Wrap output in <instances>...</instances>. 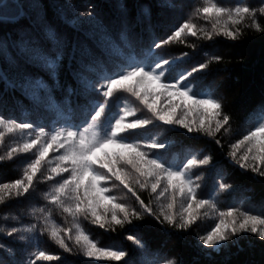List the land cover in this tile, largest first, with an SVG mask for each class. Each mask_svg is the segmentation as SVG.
Returning <instances> with one entry per match:
<instances>
[{
    "label": "snow or ice",
    "instance_id": "obj_1",
    "mask_svg": "<svg viewBox=\"0 0 264 264\" xmlns=\"http://www.w3.org/2000/svg\"><path fill=\"white\" fill-rule=\"evenodd\" d=\"M174 7L179 10L183 5L178 3ZM202 10L205 16L214 14L216 17L226 12L225 8L215 5L211 8L204 7ZM59 11L63 12L62 9ZM257 12L264 15V7L255 10L247 6L236 7L235 18L231 19V23L238 24L246 16L255 21ZM227 14L230 18L233 15L231 11ZM81 15L88 19L80 21L77 18L69 21L77 28L78 34L68 36L52 31L42 4L39 3L37 9L33 7L32 0H28L27 5L21 0H0V27L11 29L5 36L0 37V58L8 63V72L0 69V78H3L14 91L29 97L37 109L43 106L54 110L58 117V127L49 132H46L43 126L34 125L32 122L13 123L0 119V126H5L9 130L19 129L22 132L35 133L31 140L7 153L9 160L12 159L13 152L28 153L34 148L37 150L33 154L35 158L25 169L24 179L3 184L0 193L13 189L17 196L29 194L30 189L34 192L35 189L32 187L34 177L43 166L49 151L63 149V154L56 157L57 164L50 169L48 176L50 180L54 178L53 174L61 177L56 181V187L49 196L52 205H58L74 218L79 214L91 215L101 228L105 227L104 221L107 220L105 213L110 211V223L113 225L135 226L151 218L155 224L160 226L167 224L181 233L194 232L193 226L196 225L198 210L208 204V201L195 198L193 181L187 173L197 165L208 166L211 170L215 159L205 155L199 160L187 159L186 162H182V166L165 165L151 157L153 152L166 149L165 144L128 143L124 142L122 134L146 128L154 122L167 126L179 125L189 134L206 132L212 135L213 132H220L222 128L230 126L233 114L224 112L221 98L210 89L201 94L194 92L190 86L192 82L189 78L207 69V65L200 64L181 75L179 79L168 81L165 73L174 60L163 57L153 59V55L156 54L153 49H161L184 32L195 36V26L187 21L174 26L169 29V35L159 42L153 41L148 45L147 53H144L138 50L139 45H128L127 48L121 46L113 38L111 28L104 22L99 12L89 8ZM113 23L124 30H129L130 22L126 14H121ZM255 26L258 32L264 34V28ZM213 27L216 29V25ZM221 34L233 41L238 35L234 31L225 29L221 33L216 29L215 35ZM207 39L212 40L213 34L208 33ZM61 67L70 74L72 81L67 87L68 98L64 102V107L53 102L52 89L33 71H50L52 78L55 79L57 70ZM8 73H11V77ZM119 91L136 97L151 117L138 118L135 111L124 108L122 114L109 125L107 136L104 138V134L101 135L96 129L105 113L107 103ZM160 96H166L168 105L165 109L158 110L155 101ZM98 97L101 99L98 100ZM177 109L181 113L179 117L176 116ZM77 110L84 116L80 124L75 123L74 114ZM192 113L197 114L200 119L189 123L187 117ZM37 127L38 132L35 131ZM213 139L215 144H221L219 139L215 137ZM241 145L247 147V152L252 154L250 169L249 163L242 162L249 161L247 154L239 158L236 156V150ZM230 156L240 169L251 170L264 178V168L259 167L260 164H264V123L248 130L243 139L233 143ZM3 160L4 157H0V161ZM98 169H103L104 172L101 173ZM62 173L68 175L64 177L61 176ZM108 181L118 182L127 190L131 198H134L136 207L128 208L120 203H113L115 197L106 195L110 192L107 187ZM136 185L142 188L150 186L151 192L157 197L170 193L172 202L167 205L169 209L173 207L178 196L183 198V204L186 205L184 212L176 219L168 211L159 213L154 211L151 205L141 198ZM219 187L223 190L230 186L221 183ZM158 188L161 191L158 192ZM68 201L71 203H67ZM106 204L110 205V208L106 207ZM101 207H105V213L98 211ZM220 217V222L211 231L206 235L197 236L199 243L193 247L200 256L212 258L226 248L237 245L239 243L237 237L244 239L243 234L257 237L264 246V218L244 215L243 219L238 221L233 211L221 212ZM20 231L21 229L15 226L0 229V233L11 238L0 242V264H26L24 254L29 251L32 240L39 237L35 233L32 237L18 235ZM52 237L62 248L70 251L63 237L56 231L52 232ZM127 239L139 246L142 255L153 257L151 260L146 259L144 264H187L182 262L179 253L169 258L166 251L153 250L133 235H128ZM175 239L187 242L185 235H176ZM75 242L83 249L86 257L95 256L99 259L105 256L117 261L123 258L124 264L125 262L137 264L130 251L98 248L82 232L76 235ZM32 255L40 260L58 259L46 255L43 251H37Z\"/></svg>",
    "mask_w": 264,
    "mask_h": 264
},
{
    "label": "trees",
    "instance_id": "obj_2",
    "mask_svg": "<svg viewBox=\"0 0 264 264\" xmlns=\"http://www.w3.org/2000/svg\"><path fill=\"white\" fill-rule=\"evenodd\" d=\"M21 2L27 5L28 0H21ZM234 2V5L226 6L218 0H32L34 8L38 9L39 3L43 5V11L53 32L58 31L68 36L77 35V28L69 21L77 18L80 21H86L88 18L81 13L92 8L93 11L100 13L104 22L111 28L113 38L121 46L127 48L128 45H139L138 50L144 53H147L148 45L153 41L159 42L169 35V29L174 26L185 21L193 24L195 36L187 32L181 33L180 37L161 49H153L156 52L153 59L163 57L174 60L165 73L168 81L179 79L198 60L200 64L207 65V69L189 78L190 81L193 78L190 86L194 92L201 94L210 89L221 98L224 112L233 114V119L230 126L223 129L226 131L216 134L215 139L221 141L220 145L215 144L213 135H208L206 132L189 134L179 125L167 126L160 122L122 134L124 142L128 143L165 144L166 149L157 150L151 154L153 159L165 165L182 166V162H186L187 159L199 160L205 155L215 159L211 170L208 166L197 165L187 173L193 181L195 198L208 201V204L198 210L196 225L193 226L194 232L181 233L167 224L164 226L155 224L151 218L135 226L113 225L110 223L111 212L105 213V207L98 210L107 215L104 228H101L91 215L79 214L74 218L49 201V196L56 187V181L61 179L60 176L53 174L54 178L50 180L48 178L50 169L56 166V157L63 154V149L50 150L43 166L34 177L32 186L35 189L34 192L30 189L29 194L17 196L13 189L0 193L2 198L0 229L15 226L21 229L18 235L32 237L35 233L39 237L32 240L29 251L24 254L26 264H124L123 258L117 261L105 256L99 259L95 256L86 257L83 249L75 242V237L80 232L87 235L98 248L130 251L137 264H144L146 259L151 260L153 257L142 255L139 246L127 239L128 235H133L153 250L166 251L169 258L179 253L182 262L187 264H264V246L251 234H243L244 239L237 237L239 240L237 245L226 248L210 259L200 256L193 247L194 244L199 243L197 239L199 234L206 235L220 222L221 212L233 211L238 221H241L244 215L264 218V178L251 170L240 169L230 156L233 143L243 139L248 130L255 129L264 123V34L258 32L255 26L264 28V15L257 12L255 21L246 16L238 24H232L231 19L235 18L236 7L247 6L255 10L264 7V0L258 6L246 0ZM178 3L186 4L187 13L174 7ZM213 5L225 8V14L220 17L214 14L205 16L202 9L211 8ZM59 9L63 12L61 13ZM228 11L233 14L231 18L227 14ZM121 14L127 15L130 22L129 30H124L113 23ZM213 25H216V29L219 28L222 33L225 29L236 32L237 39L233 41L222 34L215 35ZM83 27L86 28L87 25ZM10 30V28L0 27V37L5 36ZM208 33L213 34L212 40L207 39ZM48 43L50 44L51 41L49 40ZM0 69L8 72V63L3 58H0ZM33 71L52 89L53 102L64 107V102L68 98L67 87L72 83L70 74L65 68L61 67L57 70L55 79L52 78L50 71ZM8 75L11 77V73ZM114 95L107 103L105 113L96 129L101 135L104 134V138L107 136L109 125L122 114L124 108L135 111L138 118L151 117V114L130 93L119 91ZM99 99L101 98L98 97ZM0 101H2L0 102V119L13 123L32 122L34 125L43 126L46 132L56 130L58 127V117L54 110L43 106L37 109L29 97L11 89L3 78H0ZM155 104L158 110L165 109L168 100L166 96H160ZM74 115L75 123L83 122L84 116L80 110H77ZM180 115L177 109L176 116ZM199 119L197 114L192 113L188 115L187 122L191 123ZM35 131L38 132L39 127ZM34 134L32 131L9 130L5 126H0V157H4V160L0 161V188L5 183L24 179L25 169L35 158L33 154L37 150L34 148L28 153L13 152L11 160L7 158V153L31 140ZM244 148V152L239 151L240 149L236 150L237 158L248 153L247 147L244 146ZM251 155L249 153V161H242L249 163V169L252 166ZM259 167L264 168V164H260ZM98 171L104 172L103 169ZM67 175L68 173L61 174L64 177ZM221 183L230 187L222 190L219 187ZM107 187L110 192L106 195L115 197L113 203H120L128 208L136 207V204H132L127 190L123 189L118 182L108 181ZM136 190L141 198L158 213L168 211L179 219L186 207L183 204V198L178 196L173 207L169 209L167 205L172 202L170 193L157 197L151 192L150 186L142 188L136 185ZM157 191L161 189L158 188ZM106 207L110 208V205L106 204ZM24 229L33 231L24 232ZM53 231L63 237L70 251L62 248L52 237ZM176 235H185L187 242L178 241L175 239ZM5 239L11 238L0 233V242ZM37 251H43L46 255L58 257V259H37L32 255Z\"/></svg>",
    "mask_w": 264,
    "mask_h": 264
},
{
    "label": "rangeland",
    "instance_id": "obj_3",
    "mask_svg": "<svg viewBox=\"0 0 264 264\" xmlns=\"http://www.w3.org/2000/svg\"><path fill=\"white\" fill-rule=\"evenodd\" d=\"M221 4H223V5H234L235 4V0H218ZM262 0H246V2H251L252 4H254V5H259V3L261 2ZM181 4V3H180ZM197 5V4H196ZM194 7H195V5H194ZM193 7V8H194ZM187 7H186V4L185 5H183V8L182 9H179V10H182L183 12H185V13H187V9H186ZM212 28L214 29V27L212 26ZM217 29H219V28H217ZM215 31H216V29H214ZM220 30V29H219ZM220 32L222 33V31L220 30ZM200 65V60H198L197 62H195L194 64H192L191 65V67L188 69V71H190L193 67H198ZM197 74V73H196ZM195 75V74H194ZM193 79V78H192ZM192 79H191V82H192ZM224 128H222L221 130H220V132H213L212 133V137H215L216 136V134L217 133H223L224 131H226V129L225 130H223ZM223 131V132H222ZM240 150L239 151H242V152H244L245 151V148H244V146H241L240 148H239ZM248 156H249V153H246ZM250 159H251V157H250ZM129 197H130V200L132 201V204H135V202H134V198H131V196H130V194H129ZM235 218H237V217H235Z\"/></svg>",
    "mask_w": 264,
    "mask_h": 264
}]
</instances>
